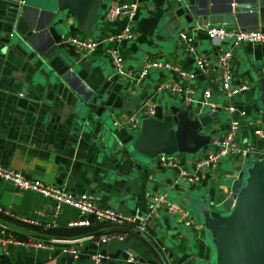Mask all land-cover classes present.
Returning a JSON list of instances; mask_svg holds the SVG:
<instances>
[{
    "label": "crops",
    "instance_id": "0c3cea01",
    "mask_svg": "<svg viewBox=\"0 0 264 264\" xmlns=\"http://www.w3.org/2000/svg\"><path fill=\"white\" fill-rule=\"evenodd\" d=\"M43 1L44 5H37L26 0H0V39L6 37L4 31H11L7 38L11 37L13 42L0 45V165L21 171L27 178L39 180L44 185L61 187L74 195L92 196L99 206L122 214L147 216L146 231L116 228L103 222L70 227L68 222L80 218L75 208L65 204L56 207L53 199L30 189L15 188L9 181L0 179V264H95L91 259L95 254L103 256L96 264H208L209 255L205 258L197 222L195 228H186L163 209L146 215L145 205L149 196L163 193L164 186L169 184L165 192L169 200L186 208L196 220L182 204L183 193L211 194L219 181L224 186L236 174L233 170L236 163L231 156L223 158L213 169H205L196 184L175 182L174 170L158 162L161 154L146 163L140 161L139 170L123 156H105L98 141L94 144L89 138L74 133L68 105L73 95L84 94L83 82L95 84L108 77L111 78L110 86L117 93L112 95L130 100L147 88L145 102L151 105L156 99H170L167 96L171 95L154 90L159 82L188 87L193 91L188 95L189 99L171 96L177 99L171 98L167 105L181 108L185 103H193L201 113H209L199 105L202 92L208 91L209 100L218 109V114L203 129L215 131L208 145L211 148L227 127L228 104L243 103L248 115L259 117L253 103L250 70L252 66H259L264 72V44H243L233 50L231 83L247 82L250 90L229 100L219 90V76L214 67L219 49L230 47V44L207 39L204 30L208 26L264 29V0H185L184 8L172 0H138L136 15L129 23L134 39L122 41L117 46L125 68L134 69L146 58H157L169 62L174 69L152 70L138 84H133L124 77L114 76L103 47L82 54L67 45L73 67L79 65L78 76L82 82L69 71L62 82H55L59 87L56 92H52L55 85L48 91L49 87L41 83V74L37 75L36 68L25 62L24 54H28L25 41L15 37L11 23L5 20L9 5L25 4L30 8L29 21L35 18L44 28H65L70 34L84 39L96 40L114 34L126 21L108 16L109 9L122 0H101L99 24L92 33L83 34L75 29L69 11L63 13L61 21L54 23L49 12L54 14L55 0ZM181 32L192 38L196 58H201L207 65L205 72L196 70L195 56L187 52L180 40ZM47 40L45 32L36 33L32 44L40 46ZM55 61L56 68L63 66L60 61ZM179 72L194 73L195 76L187 79ZM141 107L117 111L115 125L136 129L138 116L143 111ZM260 122L263 123L262 119ZM132 124L135 126L131 127ZM252 139L251 129L243 122L237 135L239 146L247 147ZM263 142H258L257 147ZM174 157L184 166L194 160L189 161L183 154ZM172 185H175L174 190ZM27 219L39 222V226L26 224ZM46 224L48 227H43ZM110 231L120 238L99 239ZM74 239L80 240L75 246V257L62 251L68 247L65 240ZM40 244L44 247H39ZM126 256L133 261H127Z\"/></svg>",
    "mask_w": 264,
    "mask_h": 264
},
{
    "label": "water",
    "instance_id": "95a60500",
    "mask_svg": "<svg viewBox=\"0 0 264 264\" xmlns=\"http://www.w3.org/2000/svg\"><path fill=\"white\" fill-rule=\"evenodd\" d=\"M100 2L55 0L54 14H49L56 23L61 21L65 11H69L75 29L90 34L99 24ZM29 9L25 4H10L5 19L11 23L15 37L25 41L28 51L24 54L25 62L36 68L37 75L41 74V83L49 87L48 91L55 82H62L69 71L82 82L78 76L79 65L73 67L67 45L61 41V29L56 26L44 28L35 18L29 21ZM10 32H3L6 37L0 39V45L13 43L11 37L7 38ZM40 32L48 34V40L34 46L33 37ZM55 60L63 66L56 68ZM250 76L255 93L253 103L264 123V72L259 66H252ZM110 79L101 78L95 84L83 82L84 94L73 95L68 105L74 133L89 138L94 144L98 141L105 156H123L139 170L137 156L151 159L159 154H183L190 161L192 156L209 148L215 131L203 129L218 114V109L201 113L193 103H185L179 108L171 104L165 106L156 99L149 110L139 114L136 129L131 130L127 125L118 127L112 116L117 111L138 109L145 102L148 89L142 90L134 99L119 98L112 95L117 93L110 86ZM56 87L58 84L52 92H56ZM257 143L253 141L258 154L256 159H244V162L239 157H231L236 163L233 169L236 174L224 186L219 181L211 194L183 193V206L196 217L200 226L199 238L206 251L205 258L209 255L208 264H264V142L258 147ZM168 186H164L163 193L167 192ZM171 188L174 190L175 185Z\"/></svg>",
    "mask_w": 264,
    "mask_h": 264
},
{
    "label": "built area",
    "instance_id": "2783aa9c",
    "mask_svg": "<svg viewBox=\"0 0 264 264\" xmlns=\"http://www.w3.org/2000/svg\"><path fill=\"white\" fill-rule=\"evenodd\" d=\"M137 1L138 0H122L109 9L108 16L110 18H122L126 21V24L122 26L118 32L111 35H104L102 38L96 40L84 39L75 34H69L68 36L62 35V43L73 46L79 53L82 54H89L97 48L103 47L104 52L114 69V76H116V78L124 77L127 80H130L133 84H138L152 70L168 71L174 69L169 62L161 61L157 58H146L138 67L134 69L125 68L117 46L122 41H131L134 39V33L129 23L133 21L136 15ZM172 1L178 5L185 4V0ZM204 34L209 40H217L219 42H227L230 44V47L224 46L219 49L216 56V65L214 67V71L219 76V90L222 95L226 99L232 100L234 97L249 91L250 85L247 82L235 85L231 83V59L233 56V50L236 46L243 44H264V29L241 30L237 27L208 26L205 28ZM179 38L185 45L187 52L192 54V56H195L193 58L196 70L202 73L205 72L206 69H208L207 65L201 58H196L195 46L192 42V38L186 32H181L179 34ZM179 75L187 79H193L195 76L194 73L188 72H179ZM154 90L156 92H164L171 96L183 97L187 99H189L188 95L193 94V91L190 88L179 86L168 81L157 83ZM209 99L210 93L208 91H203L199 105H201L200 107L202 108L207 107V111L213 112L217 109V107ZM150 107L151 104L144 102L141 108L143 110H149ZM226 111L229 115V121L221 137L214 142L211 148L206 149L200 155L194 156V160H192L188 166L180 164L179 160L175 158L174 155L165 156L161 154L158 156L157 160L159 163L174 170L175 182H183L188 185L196 184L200 181L202 172L205 169H213L218 165L220 160L230 156L239 157L241 161L244 159H256L258 154L255 151V145L253 142L247 147L241 148L238 144L237 135L242 123L244 122L245 125L251 129L253 137L252 141L260 142L261 140H264V127L260 126L261 119L258 116L253 117L248 115V111L243 103H230L227 105ZM134 126L133 124L131 125V127ZM0 179L9 181L15 188L30 189L42 194L45 197L53 199L56 203V207L60 204H65L75 208L80 218L68 222L67 225L70 227L89 226L94 222H103L116 228L136 230L142 233H145L146 231L147 216L125 215L115 209L99 206L96 203V199L92 196L82 194L74 195L64 191L61 187L44 185L39 180L27 178L21 173V171L8 169L2 165H0ZM145 208L146 215L157 213L159 210L165 208L168 213L175 216L177 223H182L183 226L187 228L196 227L186 208L172 203L168 200L165 193H157L149 196ZM25 223L34 227L39 226V222L35 220L27 219L25 220ZM43 227H48V225L46 224ZM115 236L118 239L120 238L117 233L110 231L101 235L99 239L101 241H105ZM79 241L80 240L78 239L65 240L64 244H67L68 247L62 248V251L75 257V246ZM38 246L44 247L43 244ZM102 257V254H95L91 256V259L96 264L102 259ZM126 260L129 262L133 261L130 256H126ZM148 264L159 263L152 262Z\"/></svg>",
    "mask_w": 264,
    "mask_h": 264
},
{
    "label": "rangeland",
    "instance_id": "374dc122",
    "mask_svg": "<svg viewBox=\"0 0 264 264\" xmlns=\"http://www.w3.org/2000/svg\"><path fill=\"white\" fill-rule=\"evenodd\" d=\"M26 1H29V3H33V4H37V5H44V2L45 1H43V0H26ZM61 31H62V34L64 35V36H68L70 33L69 32H67V30L65 29V28H62L61 29ZM158 95L159 94H157V97H158ZM166 95V94H165ZM253 95H254V97H255V93L253 92ZM167 96V95H166ZM167 97H170V99L169 100H165L164 98L163 99H161V102L166 106L167 105V103L168 102H171V100L172 99H177V98H175V97H171V96H167ZM172 98V99H171ZM156 99V98H155ZM202 109H204V110H208L207 109V107H203ZM140 112H142V111H140ZM139 112V113H140ZM112 118H115V119H118V115H116V114H114L113 116H112ZM260 126L261 127H264V124L263 123H261L260 124ZM238 144H239V140H238ZM175 155H177V156H181L182 154H175ZM137 158L139 159V162L141 161V163H146L147 161H151L153 158H151V159H147V158H144V157H139V156H137ZM192 158H193V156H192ZM154 159H155V157H154ZM153 159V160H154ZM146 161V162H145ZM221 161V160H220ZM244 162L246 161V160H243ZM167 198H168V196H167ZM168 200H169V198H168ZM187 210V209H186ZM189 213V212H188ZM172 215V214H171ZM189 216L191 217V215H190V213H189ZM193 216V215H192ZM172 217H173V219L176 221V219H175V216L174 215H172ZM192 219H193V221H194V223H196V220H194V218L192 217ZM181 225L183 226V224L181 223ZM187 228V227H186ZM188 228H190V227H188Z\"/></svg>",
    "mask_w": 264,
    "mask_h": 264
},
{
    "label": "trees",
    "instance_id": "16d2710c",
    "mask_svg": "<svg viewBox=\"0 0 264 264\" xmlns=\"http://www.w3.org/2000/svg\"><path fill=\"white\" fill-rule=\"evenodd\" d=\"M94 223H96V222H94ZM93 224V223H92Z\"/></svg>",
    "mask_w": 264,
    "mask_h": 264
}]
</instances>
